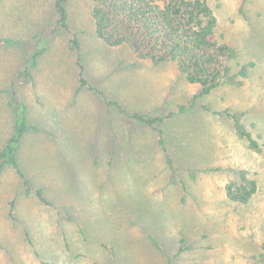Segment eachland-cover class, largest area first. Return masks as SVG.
Segmentation results:
<instances>
[{
    "label": "rangeland",
    "instance_id": "obj_1",
    "mask_svg": "<svg viewBox=\"0 0 264 264\" xmlns=\"http://www.w3.org/2000/svg\"><path fill=\"white\" fill-rule=\"evenodd\" d=\"M207 2L217 17L218 40L236 50L234 65L253 61L254 66L241 86H221L179 112L198 87L172 62L156 65L125 45H104L93 32L91 0H67L85 77L128 112L165 117L160 128L170 169L155 130L107 110L88 89L78 90L68 37L61 29L53 32V0H0V38L22 43L0 42V148L13 131L4 89L31 63L25 50L37 51L46 41L31 78L16 83L30 125L18 156L32 184L42 187L53 205L23 194L13 170H3L0 264H167L149 235L174 255L182 233L185 250L174 264H262L257 255L264 241V0ZM36 33L41 34L34 45L30 38ZM223 109L242 112L243 124L259 136V152L236 134L228 117L214 113ZM115 138L120 150L111 156ZM241 172L257 185L245 204L225 193ZM135 193L140 200H134ZM117 197L141 205V216L128 214L131 208ZM13 199L16 219L8 216ZM77 223L85 225L86 241ZM101 242L115 246L113 255Z\"/></svg>",
    "mask_w": 264,
    "mask_h": 264
},
{
    "label": "trees",
    "instance_id": "obj_2",
    "mask_svg": "<svg viewBox=\"0 0 264 264\" xmlns=\"http://www.w3.org/2000/svg\"><path fill=\"white\" fill-rule=\"evenodd\" d=\"M52 15L53 32H56V29L65 32L68 37V47L75 54L74 64L77 67L78 90L88 89L96 98L102 100L107 110L155 130L157 147L161 150L165 163L173 169L164 132L160 128V123L165 117L158 115L151 117L139 112L130 113L117 100L108 98L100 87L93 85L85 77L81 41L69 26L67 0H53ZM89 15L94 35L104 45H125L138 59L149 60L156 65L172 62L187 82L198 87L188 104L178 106L179 112H186L195 105L199 98L221 86H241L254 66L253 61L234 65L233 61L237 57L236 50L228 43L218 40L216 36L217 17L207 0H91ZM40 34L36 33L30 38L34 45L39 41ZM13 39L0 38V42L6 46L22 45L20 40ZM47 48L45 41L37 51L36 49L25 50V55L31 63L19 69L13 82L4 89L5 104L13 117V131L0 148V175L6 167L11 168L20 182L23 194L33 193L40 203L53 206L52 202L45 197L43 188L32 184L18 156L19 147L25 134L30 130V125L27 121V105L21 100L16 83L22 79L31 78V67L36 65L38 57L47 51ZM201 106L205 109L207 107V105ZM214 113L228 117L233 123L236 134L247 142L250 149L257 152L261 150L262 144L258 139L259 136L255 138L243 124L242 112L223 109L214 110ZM172 115L173 112L169 113L168 117ZM110 132L112 134L114 132L112 127ZM112 142L110 154L115 156L120 149L116 138ZM256 189L255 180L249 179L244 172H241L238 182L225 186V193L229 200L245 204ZM138 195L141 199V194L138 193ZM140 199L135 193L134 200ZM131 200L117 197L116 201L131 208L128 214L138 216L142 212L141 205L127 204ZM13 208L14 199L9 202L8 216L16 219ZM140 216L141 214L138 217ZM100 218L102 221L105 219L102 216ZM76 229L86 241L85 225L77 223ZM61 233L65 238L63 228ZM24 235L31 243L27 230L24 231ZM185 239L182 233L179 237L178 251L174 255H169L158 245L155 237L149 235L151 244L167 258V264H174L176 256L185 250ZM64 240L65 246L68 247L66 238ZM99 245L105 249L106 253L113 255L114 245L109 246L104 242ZM35 254L37 255V252ZM257 260L264 264V241L260 246Z\"/></svg>",
    "mask_w": 264,
    "mask_h": 264
}]
</instances>
